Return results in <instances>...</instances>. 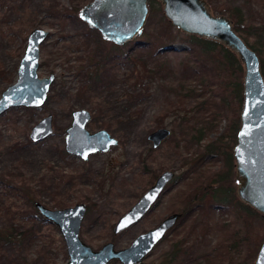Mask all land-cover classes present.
<instances>
[{"label":"rangeland","instance_id":"rangeland-1","mask_svg":"<svg viewBox=\"0 0 264 264\" xmlns=\"http://www.w3.org/2000/svg\"><path fill=\"white\" fill-rule=\"evenodd\" d=\"M90 1L0 0V99L18 80L28 36L35 28L49 32L41 45L38 75L40 78L55 75L44 106L11 107L0 114V229L14 233V238L0 247V264H65L68 261L59 228L39 219L40 214L31 200L53 209L85 203L88 211L81 226L82 240L94 250L110 241L117 249H123L168 215L180 212L186 206L183 199L192 183L206 182L222 169V161L215 154L205 157L206 146L227 130L229 119L219 115L204 123L202 116L194 114L196 121L191 111L195 103L193 99L187 100L184 105L187 118L195 120V127L202 129L201 139L194 140L191 135L197 128L182 124L176 117L179 112L169 111L177 100L175 90L182 52H166L172 72L165 70L157 78L149 77L144 67L143 61H147L148 68L155 65L145 56L148 52L139 51L134 53L137 57L134 61L122 56L112 60L113 68L105 81L88 82L87 75L101 59V52L110 51L113 56L120 51L109 41L103 44L98 32L79 17L80 10ZM207 2L216 15L230 17L227 13L230 8H240L248 25L264 29V0ZM168 20L163 5L157 0L154 11L149 7L142 35L135 38L150 39L158 49L171 44L185 47L186 33ZM238 33L250 42L262 39L253 33ZM167 37H173L174 41ZM262 54L264 57V49ZM192 85L195 87V82ZM82 108L92 112L87 125L90 132L107 129L119 139V144L110 151L93 154L86 161L65 149L66 128L73 121V111ZM49 114L53 115L54 134L33 142L32 128ZM160 127L169 128L171 136L154 148L149 135ZM200 155L206 158L202 165L193 162ZM165 170L174 171L175 178L167 185L157 206L139 223L115 235L113 228L119 217ZM259 213L244 212L235 218L230 209L215 211L210 221L211 232L205 238L203 217L197 212L177 231L175 227L168 231L140 264H164L173 244L180 239H202L201 251L212 252L228 239V230L234 225L241 236L250 226L251 240L257 245L243 244L237 260L251 258L264 242V218Z\"/></svg>","mask_w":264,"mask_h":264},{"label":"water","instance_id":"water-1","mask_svg":"<svg viewBox=\"0 0 264 264\" xmlns=\"http://www.w3.org/2000/svg\"><path fill=\"white\" fill-rule=\"evenodd\" d=\"M149 0H92L79 12V17L91 28L100 32L103 39L117 45H124L142 35L149 11ZM166 17L179 30L190 35L221 42L233 50L244 66L243 104L240 114V128L233 154L236 160L237 195L247 205L264 215V76L258 53L252 49L235 30L233 20L227 15L214 14L207 0H159ZM49 32L35 28L28 36V43L18 69V80L10 85L0 99V114L11 107H42L48 98L55 75L40 78L41 45ZM181 47V46H180ZM73 121L66 129L65 149L69 154L88 160L93 154L108 152L118 145L119 140L107 129L90 132L87 125L92 114L87 109L73 111ZM40 130V131H37ZM54 132L53 115L43 117L33 128L30 138L39 142ZM171 130L160 127L149 135L155 148L169 136ZM115 141V143H111ZM175 178L172 170L163 171L155 183L114 225L113 233L118 235L139 223L158 204L167 185ZM40 215L55 224L66 243L68 261L65 264H121L142 263L180 220L182 213L174 212L156 227L139 234L130 246L117 249L114 242L105 243L94 250L81 238L82 222L87 205L53 209L36 201ZM130 218V221L129 219ZM124 226H121V225ZM162 233L159 239L155 233ZM255 264H264V242L258 252Z\"/></svg>","mask_w":264,"mask_h":264},{"label":"trees","instance_id":"trees-1","mask_svg":"<svg viewBox=\"0 0 264 264\" xmlns=\"http://www.w3.org/2000/svg\"><path fill=\"white\" fill-rule=\"evenodd\" d=\"M156 3L157 0H149L148 5L151 11L155 10ZM227 13L233 20L237 32L253 33L262 38L261 40L250 42L248 37L243 36L247 44L260 56L261 69L264 76V57L262 54L264 49L263 27L248 25L240 8H230V12ZM169 22L172 23L171 21ZM98 35L103 44L107 42L103 39L100 32H98ZM166 39L171 42L174 41L173 37H167ZM128 42L131 43L126 47L111 43L114 47L120 49L118 55L114 54L112 56L110 51L101 52V59L96 61V64L93 65V70L87 75L90 84L101 83L109 77L113 68L110 65L112 60L122 56L134 61L137 59L135 54H138L139 51L140 53L142 51L148 52L145 56L148 60L154 62L155 65L148 68L147 61H143L144 67H147L145 69L149 77L157 78L165 70L172 72L167 65L166 52L179 51L184 55L180 61L181 68H178V86L175 90L177 100L170 106L169 111L171 113L179 112L176 117L182 120V124L187 125L191 129L197 128L195 127L197 126L196 121H198L197 115L204 118V123H209L211 118L219 115L227 117L230 121L227 130L206 146L207 155L205 157L208 158L210 154H215L222 161V169L215 172L206 182L191 184V190L186 193L183 199L186 202V206L180 211L182 216L175 226V230L181 225L183 226L185 221L192 218L197 212L203 217L205 238L211 232L210 221L215 211H227L230 209L234 211L235 218H240L244 212L249 215H260L256 209L244 203L237 195L236 160L233 149L237 143V134L241 124L240 113L243 104L245 73L243 63L237 54L219 41L193 34H186L185 42L187 45L185 47H177L171 44L158 49L150 39L142 41L135 38ZM98 47L100 48L101 46ZM193 82L196 84L195 87L192 85ZM189 99H193L195 103L193 108L191 107V111L193 110V119L196 121L187 118L186 115L184 105ZM184 114L186 117H182ZM194 114L197 115L194 117ZM199 132L201 133L202 129H194L191 138L200 140L201 135H199ZM201 155L199 157L196 156L193 162L202 165V161L206 160V158H201ZM31 204L34 205L32 200ZM38 217L45 220L41 215H38ZM262 218H264L263 215ZM231 227L228 230V236L226 235L228 239L220 247L217 246L215 248L216 253L215 249L208 253L202 252L204 244L202 239L200 241L180 239L173 244L171 255H167L164 264H213L214 262L219 264H253L257 258L256 253L259 248L255 250L251 258H241L240 260L242 261L240 262L237 260L243 244L253 247L257 245L256 242L253 244V240H251L250 226L247 229V233L242 236L241 232L235 228V225ZM12 237L14 238V233H7L0 229V247L5 242L12 240ZM220 248H222L221 252ZM109 264L121 263L115 260Z\"/></svg>","mask_w":264,"mask_h":264},{"label":"snow or ice","instance_id":"snow-or-ice-1","mask_svg":"<svg viewBox=\"0 0 264 264\" xmlns=\"http://www.w3.org/2000/svg\"><path fill=\"white\" fill-rule=\"evenodd\" d=\"M37 131H40V130H37ZM111 143H115V141H111ZM128 219L130 221V218H128ZM121 226H124V225L122 224ZM161 234L162 233H160V232L155 233L154 238L159 239V237H160Z\"/></svg>","mask_w":264,"mask_h":264},{"label":"flooded vegetation","instance_id":"flooded-vegetation-1","mask_svg":"<svg viewBox=\"0 0 264 264\" xmlns=\"http://www.w3.org/2000/svg\"><path fill=\"white\" fill-rule=\"evenodd\" d=\"M111 43H112V42H111ZM52 84H53V83H52ZM50 88H51V87H50ZM47 100H48V98H47ZM46 102H47V101H46ZM44 105H45V104H44ZM44 105H43V106H44ZM90 112H91V111H90ZM91 114H92V112H91ZM91 119H92V117H91ZM90 121H91V120H90ZM90 121H89V122H90ZM88 124H89V123H88ZM53 128H54V125H53ZM67 128H68V127H67ZM67 128H66V129H67ZM54 132H55V128H54ZM54 132H53V134H54ZM53 134H52V135H53ZM66 134H67V133H66ZM112 136H113V135H112ZM114 137H115V136H114ZM169 137H170V136H169ZM169 137H168V138H169ZM168 138H167V139H168ZM117 139H118V138H117ZM167 139H166V140H167ZM118 140H119V139H118ZM118 144H119V143H118ZM153 147H154V146H153ZM154 148H155V147H154ZM157 148H158V147H157ZM67 153H68V152H67ZM36 209H37V208H36ZM37 210H38V209H37ZM87 211H88V207H87ZM38 212H39V211H38ZM39 214H40V213H39ZM86 214H87V213H86Z\"/></svg>","mask_w":264,"mask_h":264}]
</instances>
